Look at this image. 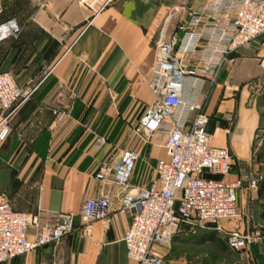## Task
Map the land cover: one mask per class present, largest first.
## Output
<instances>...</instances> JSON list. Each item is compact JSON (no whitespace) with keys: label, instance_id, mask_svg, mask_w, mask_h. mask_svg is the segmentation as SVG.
Masks as SVG:
<instances>
[{"label":"crops","instance_id":"0c3cea01","mask_svg":"<svg viewBox=\"0 0 264 264\" xmlns=\"http://www.w3.org/2000/svg\"><path fill=\"white\" fill-rule=\"evenodd\" d=\"M185 11L181 0H0V23L16 17L22 26L17 37L0 42V71L29 93L12 116L11 132L0 149V192L15 210L38 213L47 225L58 213L71 212L81 226L87 199L108 195L113 203L107 218L92 223L91 233L78 229L57 245L3 264H135L124 242L131 217L122 209L120 187L96 173L104 161L115 164L123 150L135 148L140 158L131 184L150 185L156 178L155 164L165 156L163 134H155L146 149L134 127L154 98L145 80L151 76L156 45L171 35ZM236 56L216 84L197 83L193 77L185 85L186 99L204 101L211 144L227 147L234 158L229 179L253 173L258 129L252 134L239 128H255L259 118L248 106V85L239 87L238 81L262 68L247 50ZM100 137L107 142L96 150ZM193 229L192 234L180 229L172 244H200L196 237L211 243L206 235L217 230ZM34 234L30 227L29 238ZM226 250H218L220 264H264V241L233 258Z\"/></svg>","mask_w":264,"mask_h":264},{"label":"built area","instance_id":"2783aa9c","mask_svg":"<svg viewBox=\"0 0 264 264\" xmlns=\"http://www.w3.org/2000/svg\"><path fill=\"white\" fill-rule=\"evenodd\" d=\"M181 1L186 11L178 16L171 35L156 45L151 76L145 80L153 101L134 127L142 137L163 134L165 156L155 164L156 178L150 185L131 184L140 158L135 148L123 150L115 164L104 161L96 173L98 179L120 187L122 209L131 217L124 242L135 264H160L157 248L170 245L181 226L194 224L193 220L215 223L236 251L262 238L258 231L253 235L222 225L239 215V192L246 177L228 178L234 158L227 147L211 144L204 101L186 99L185 85L193 77L197 83L204 79L216 84L242 48L264 37V0H201L196 7L193 0ZM21 31L18 19L8 18L0 23V42ZM28 96L10 73L0 71V149L11 132L12 116ZM106 142L100 137L94 148L99 150ZM248 181L256 190L258 180ZM112 207L110 197L100 195L83 202L81 226L71 212L58 213L47 225L41 224L38 213L15 210L9 196L0 192V264L44 245H57L78 229L91 233L92 223L107 218ZM30 227L35 228L33 238L28 235Z\"/></svg>","mask_w":264,"mask_h":264},{"label":"rangeland","instance_id":"374dc122","mask_svg":"<svg viewBox=\"0 0 264 264\" xmlns=\"http://www.w3.org/2000/svg\"><path fill=\"white\" fill-rule=\"evenodd\" d=\"M193 1L191 2V5ZM242 49L247 50L255 62L262 64V68L260 67L261 69L258 75L238 81L239 87L243 86L244 84L248 85V91L250 92V105L248 106H254L255 110L258 112L259 118L258 130L256 131L254 143L253 173L250 176L245 175L246 181L244 183V188L247 187L248 189L246 190V193L241 194L239 192V215L234 220H226L222 221L221 223L224 225L227 222H231L234 225V227L231 229L237 228L253 235L256 233V231H258L260 237L262 238L257 239L252 243L257 244L264 241V192L262 196H260L258 193L260 183L262 180H264V37H260L257 41ZM236 93L238 94V90ZM138 138L141 143H146V149L152 146V138L142 136H138ZM249 178H256L258 180L256 190L249 187ZM192 223L194 224H183L181 226V230L185 227L189 230L188 232L192 234V230H194L193 228H196V230L206 227L216 228V224L212 222L201 223L199 220H193ZM196 239L200 244L171 243L168 246H159L157 249L162 255L160 264H220V259H222L223 256L218 251V249H216L210 242L206 243L205 240L199 237H196ZM251 245L248 248L242 250L249 249ZM228 256L233 258L239 255L232 253Z\"/></svg>","mask_w":264,"mask_h":264},{"label":"trees","instance_id":"16d2710c","mask_svg":"<svg viewBox=\"0 0 264 264\" xmlns=\"http://www.w3.org/2000/svg\"><path fill=\"white\" fill-rule=\"evenodd\" d=\"M263 192H264V180H262V182L260 183V188L258 193L260 196H262ZM206 239L210 240L213 246L222 252H226L227 251L226 249H229L231 252L228 251L227 252L228 255H231L232 253L237 254V252H240L231 249L227 244L226 237L225 236L219 237L217 230L209 231L208 234L206 235Z\"/></svg>","mask_w":264,"mask_h":264},{"label":"water","instance_id":"95a60500","mask_svg":"<svg viewBox=\"0 0 264 264\" xmlns=\"http://www.w3.org/2000/svg\"><path fill=\"white\" fill-rule=\"evenodd\" d=\"M240 130H243V132H245V131H251V133L253 134V133H255V131L258 129V125H256V127L255 128H252V127H249V128H246V126L245 127H241V128H239ZM250 158L252 157V151H250Z\"/></svg>","mask_w":264,"mask_h":264}]
</instances>
